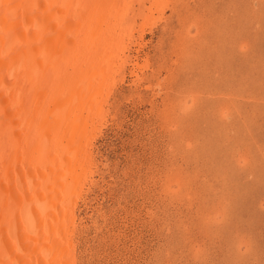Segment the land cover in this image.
Instances as JSON below:
<instances>
[{"label":"rangeland","instance_id":"obj_1","mask_svg":"<svg viewBox=\"0 0 264 264\" xmlns=\"http://www.w3.org/2000/svg\"><path fill=\"white\" fill-rule=\"evenodd\" d=\"M110 1L63 264H264V0Z\"/></svg>","mask_w":264,"mask_h":264},{"label":"bare ground","instance_id":"obj_2","mask_svg":"<svg viewBox=\"0 0 264 264\" xmlns=\"http://www.w3.org/2000/svg\"><path fill=\"white\" fill-rule=\"evenodd\" d=\"M109 2L0 0V264L66 260L71 197L86 167L74 146L84 139L83 109L97 106L95 89L113 45ZM48 101L54 110L47 111ZM25 112L34 118L16 117ZM17 133L23 137L15 143ZM36 137L44 156L32 157L39 160L34 175L18 150Z\"/></svg>","mask_w":264,"mask_h":264}]
</instances>
